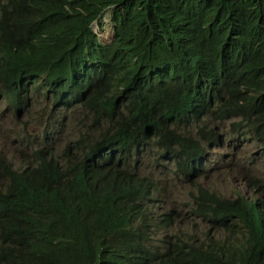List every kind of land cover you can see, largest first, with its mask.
I'll return each instance as SVG.
<instances>
[{
	"label": "trees",
	"instance_id": "obj_1",
	"mask_svg": "<svg viewBox=\"0 0 264 264\" xmlns=\"http://www.w3.org/2000/svg\"><path fill=\"white\" fill-rule=\"evenodd\" d=\"M108 6H115V38L105 48L120 60L156 67L152 103L181 105L179 133L204 114L240 117L235 127L264 150V0H0V71L48 61L62 46L63 31L87 35ZM174 151L169 145L156 152L155 164ZM139 167L124 149L84 178L42 166L14 171L0 156V238L15 244L26 264H264V195L213 193L204 220L238 238L175 249L130 226L128 211L152 182ZM110 175L115 194L110 210L101 212L87 200ZM57 186L74 196L54 199Z\"/></svg>",
	"mask_w": 264,
	"mask_h": 264
},
{
	"label": "clouds",
	"instance_id": "obj_2",
	"mask_svg": "<svg viewBox=\"0 0 264 264\" xmlns=\"http://www.w3.org/2000/svg\"><path fill=\"white\" fill-rule=\"evenodd\" d=\"M114 7L100 11L87 35L63 31V44L48 61L18 62L9 70L0 71L3 113L12 112L18 120L28 118L13 140L18 152L25 156L18 163L2 152L1 158L14 171L42 166L54 175L84 178L92 169L108 166L119 150H128L140 161L139 174L147 166L163 169L165 180L181 179L189 194L170 204L163 193L165 180L140 174L152 182L128 211L132 229H145L154 242L163 240L185 251L199 248L209 240L237 239L238 235L228 230L210 229L204 220L203 206L213 193L226 198L262 197L263 163L256 155L251 158L237 154L234 160H209V156L211 150L223 144L234 148L236 143L249 140L264 155L262 145L245 128L235 127L240 117L222 120L204 114L179 133L181 105L158 107L152 103L156 67L137 58L120 60L105 48L115 38ZM108 23L112 36L103 43L101 29ZM37 107L42 108V116L30 115ZM119 111L126 114L119 115ZM169 145L175 148L174 153L170 160L157 166L153 155ZM224 165L229 166L228 171L235 178V191L229 195L204 180L209 172L223 170ZM115 184L113 175L103 178L89 196V205L101 212L109 211ZM74 193L71 188L57 186L54 199L67 201ZM201 223L206 229L198 235ZM0 264H26L16 245L2 238Z\"/></svg>",
	"mask_w": 264,
	"mask_h": 264
},
{
	"label": "rangeland",
	"instance_id": "obj_3",
	"mask_svg": "<svg viewBox=\"0 0 264 264\" xmlns=\"http://www.w3.org/2000/svg\"><path fill=\"white\" fill-rule=\"evenodd\" d=\"M101 41L103 43H107L110 41L112 36V26L110 23L102 25L101 29ZM4 104L0 105V152L4 155L13 159L14 162H19L20 158L25 156V154H20L18 152V148L15 143H13L15 133H18L24 127V121L28 119L27 117H23L18 120L15 118L12 112H4ZM30 115L42 116V108L37 107L34 111L31 112ZM227 135L231 133L230 124H227ZM236 147L229 148L227 144H223L219 146L217 149L211 150V155L209 156V160L211 159H225L230 158L234 160L237 157V154H247L251 158H258L260 162L263 163V171H262V180L264 183V155L261 152H258L256 146L253 145L252 141H245L244 143H236ZM230 155L231 157H226ZM256 155V157H255ZM259 162V163H260ZM261 164V163H260ZM223 170L218 172H209L208 176L204 178L205 182L208 185H211L220 193L231 194L234 189L233 181L235 178L231 176V172L228 171L227 165L223 166ZM164 173L163 169H155L151 166L144 167L140 170V174L142 175H150L155 176V178H160L161 180L167 179V175ZM243 181V180H242ZM241 180H239L238 184H240ZM163 193L166 195V199L170 204H172L171 200H179L186 199L189 197L188 189L185 184L181 181V179H171L165 180L163 182ZM204 224H200L198 226V235H201L205 231Z\"/></svg>",
	"mask_w": 264,
	"mask_h": 264
},
{
	"label": "bare ground",
	"instance_id": "obj_4",
	"mask_svg": "<svg viewBox=\"0 0 264 264\" xmlns=\"http://www.w3.org/2000/svg\"><path fill=\"white\" fill-rule=\"evenodd\" d=\"M74 80V79H73ZM119 115H122V114H126V112L122 111V112H118ZM91 153H93V151H91ZM223 162V161H222Z\"/></svg>",
	"mask_w": 264,
	"mask_h": 264
}]
</instances>
